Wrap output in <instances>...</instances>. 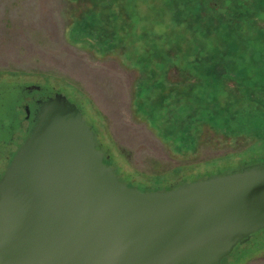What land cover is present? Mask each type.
<instances>
[{"label":"rangeland","instance_id":"1","mask_svg":"<svg viewBox=\"0 0 264 264\" xmlns=\"http://www.w3.org/2000/svg\"><path fill=\"white\" fill-rule=\"evenodd\" d=\"M6 84L75 98L140 187L239 168L264 156V0H0ZM22 135L0 132V175ZM222 264H264V230Z\"/></svg>","mask_w":264,"mask_h":264},{"label":"water","instance_id":"2","mask_svg":"<svg viewBox=\"0 0 264 264\" xmlns=\"http://www.w3.org/2000/svg\"><path fill=\"white\" fill-rule=\"evenodd\" d=\"M38 104L0 178V264H222L264 230V164L141 191L68 97Z\"/></svg>","mask_w":264,"mask_h":264},{"label":"flooded vegetation","instance_id":"3","mask_svg":"<svg viewBox=\"0 0 264 264\" xmlns=\"http://www.w3.org/2000/svg\"><path fill=\"white\" fill-rule=\"evenodd\" d=\"M211 1H216V0H210ZM216 5V3H215ZM213 4V6H215ZM8 88V87H6ZM20 90V99H19V104L18 107H10L7 110V116L11 120L9 123H5V120L1 122V129L4 131L9 132V138H11V143L14 144V140L16 138L17 140V135L19 132H23L25 140L27 137L30 135L32 129L34 128L36 122H37V114H38V108H39V102L47 100L50 97H53L51 95H43L45 92L41 86H36V85H28V86H23L18 87ZM29 111V114H28ZM19 114V115H18ZM18 117L21 119L19 120ZM17 123H19L17 125ZM29 133L28 136H26ZM24 140V141H25ZM19 143V141L17 142ZM17 143L15 145H17ZM24 143V142H23ZM22 143V144H23ZM19 149V148H18ZM17 149V150H18ZM252 164H264V156L261 159L258 160H253L248 163H244L242 166H240L237 169H242L246 166L252 165Z\"/></svg>","mask_w":264,"mask_h":264},{"label":"trees","instance_id":"4","mask_svg":"<svg viewBox=\"0 0 264 264\" xmlns=\"http://www.w3.org/2000/svg\"><path fill=\"white\" fill-rule=\"evenodd\" d=\"M6 87L10 88L11 90H14V88L16 89L17 86H16V85H15V86H10V85H7V84H6V85H1V86H0V89L6 88ZM17 88H18V87H17ZM42 88H43V90L45 91V92L43 93V95H51V96H55V95L58 94V93L64 94L66 97H68V99H69L72 103H75V104L80 108V110L82 111V113H83V115H84V119L88 122V125H90V126L94 129V131L96 132V142H97V145H98V149H99L101 152L104 153L106 164H108V165H110V166H112V167L114 168L116 174L119 176L120 181H121V182H124L125 184H127L128 187H130V188H137V189H139V190H141V191H145V192H163V191H167V190L175 189V188H177L178 186H180L181 184L186 183V180H185V181H182L181 183H178V184H175V185H172V186H170V187L163 188V189H153V188H150V189H149V188H143V187H140V186L134 184V183L132 182L131 179H129L128 177L124 176V174L120 171V169L118 168V166L115 164V161H114L113 156L109 153L108 150H106L105 148H103L102 145L99 143V141H98V131H97V129L95 128V126H94L92 123H90V121L88 120V118H87V116H86V114H85V111H84V108H83L82 104H81L80 102H78L75 98H73L72 96H70L68 93H66V92H64V91H62V90H60V89L54 90V89L50 88V87L47 86V85H43ZM16 106L18 107V105H16V102H15L14 105L12 106V108H13V107L16 108ZM1 125H2V124H1V122H0V132L3 131V130L1 129ZM28 135H29V133H28L26 136H28ZM9 137H10V136H9ZM25 138H26V137H24L23 140H22L20 143H17V145H16L17 149L22 145V143L24 142ZM9 141H11V138H9ZM16 152H17V150H15L14 153L12 154V156H11L12 158L14 157V155L16 154ZM12 158L10 159V162H11ZM8 166H9V165H7V167H8ZM6 169H7V168H6ZM6 169H5V171H6ZM233 170H236V168L228 169V170H225V171H221V172H219L218 174H222V173H225V172H231V171H233ZM5 171H4V172H5ZM4 172L0 175V178L3 176ZM218 174H215V175H218ZM215 175H213V176H215ZM213 176H209V177H213ZM203 178H206V177L196 178V179L191 180V182H193V181H197V180H200V179H203ZM207 178H208V177H207Z\"/></svg>","mask_w":264,"mask_h":264}]
</instances>
